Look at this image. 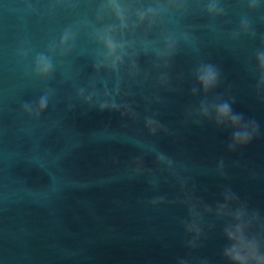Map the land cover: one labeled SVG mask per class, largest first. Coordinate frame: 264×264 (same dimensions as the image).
<instances>
[{"label":"water","instance_id":"obj_1","mask_svg":"<svg viewBox=\"0 0 264 264\" xmlns=\"http://www.w3.org/2000/svg\"><path fill=\"white\" fill-rule=\"evenodd\" d=\"M222 2L225 14L213 19L204 13L203 0H189L177 30L193 36L198 50L180 43L167 69L168 85H155L159 73L151 58L140 57V67L152 79L143 86L133 81L122 85L130 93L124 100L138 114L132 120L76 99L77 89L94 75L96 45L86 28H80L70 53L51 54L55 69L49 78L31 75L35 55L58 42L65 28L84 19L94 23L98 0H0V264H175L177 257H207L210 264H224L220 250L226 241L219 223L200 241L201 247L190 250L183 244L190 237L178 223L186 209L146 203L155 195L172 199L177 190L153 164L154 156L132 143H151L182 161L188 168L183 175L192 178L196 195L206 202L217 201L222 188L230 186L264 216V96L256 94L251 71L264 36V0L252 12L246 0ZM243 15L257 35L233 41L230 33ZM200 62L221 70V85L207 97L190 92L192 72ZM46 88L54 95L41 116L24 113L22 105L34 103ZM214 95L233 99L236 111L260 124L261 135L227 152L228 131L208 121L195 124L187 115L201 99ZM153 113L167 133L148 134L143 118ZM139 155L161 178L157 191L149 187L147 175L129 179L121 174ZM221 158L223 176L215 172Z\"/></svg>","mask_w":264,"mask_h":264},{"label":"clouds","instance_id":"obj_2","mask_svg":"<svg viewBox=\"0 0 264 264\" xmlns=\"http://www.w3.org/2000/svg\"><path fill=\"white\" fill-rule=\"evenodd\" d=\"M204 13L215 19L225 14L222 0H203ZM248 12L261 7L260 0H246ZM189 10V0H98L94 9V23L87 19L76 25L65 28L59 41H51L47 49L35 55L31 75L40 79L49 78L55 69L52 53L65 56L75 46V40L81 27L88 29V39L96 45L91 67L94 75L86 87H79L76 99L89 108L98 111H113L135 120L138 114L133 104L124 100L130 95L122 91V85L133 81L141 86L152 79L151 73L140 67V57H150L153 69L159 74L155 77V85L169 84V73L173 57L179 50L181 42L197 51L195 38L186 31H178L179 18ZM171 24V29L167 25ZM153 30H158L156 38H150ZM257 33L251 26L248 15L240 18L238 27L230 33L235 41L242 36L255 37ZM26 56L27 52H22ZM255 65L251 68L256 76L254 85L258 96H264V36L260 47L254 54ZM193 86L191 95L197 93L207 97L221 85V70L211 62L198 63L192 72ZM111 82V87L109 83ZM99 83V87H97ZM54 90L46 88L34 102L22 105V111L36 119L48 108ZM120 99H117V98ZM158 99V97H157ZM71 107V105L69 106ZM192 122L212 123L218 130L230 133L226 151L232 153L242 149L261 135L260 124L243 112L236 111L234 100L222 95H214L212 99H201L199 103L187 111ZM156 114L143 118L144 127L150 136L168 129L156 118ZM138 148L146 150V154L154 156L153 164L165 174V181L171 180L176 194L172 199L167 195H155L146 203L155 207L159 205H181L186 209V216L178 223L185 237L184 247L190 250L201 247L200 241L207 232L216 228L219 223V235L226 243L220 250L224 264H264V216L257 209H250L247 200L241 199L230 186H224L219 193L220 199L213 203L206 202L196 195V184L190 176L183 175L188 171L187 165L175 160L172 156L160 151L151 143L132 140ZM225 162L221 158L215 172L224 175ZM122 175L129 179L147 175V183L153 191L159 189L161 178L153 168L146 167L144 156L133 157L124 167ZM144 203V201H138ZM206 217H211L209 223ZM175 264H210L207 257H177Z\"/></svg>","mask_w":264,"mask_h":264}]
</instances>
